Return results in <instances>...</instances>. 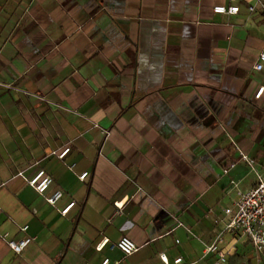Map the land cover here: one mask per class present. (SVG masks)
I'll use <instances>...</instances> for the list:
<instances>
[{
	"label": "crops",
	"instance_id": "1",
	"mask_svg": "<svg viewBox=\"0 0 264 264\" xmlns=\"http://www.w3.org/2000/svg\"><path fill=\"white\" fill-rule=\"evenodd\" d=\"M230 4L0 0V264H215L221 234L226 264H264L226 232L257 182L240 151L264 178V16Z\"/></svg>",
	"mask_w": 264,
	"mask_h": 264
},
{
	"label": "built area",
	"instance_id": "2",
	"mask_svg": "<svg viewBox=\"0 0 264 264\" xmlns=\"http://www.w3.org/2000/svg\"><path fill=\"white\" fill-rule=\"evenodd\" d=\"M247 3V11L250 15L261 14L264 16V0H230L229 6H216L214 8L215 14L234 16L238 15L241 11V3ZM264 68V53L260 54L259 62L255 69L261 71ZM264 92V87L260 88L256 94V98ZM70 148H66L59 154L60 159H64L70 152ZM241 160L245 161L252 171L256 174L257 182L256 185L248 192L239 194L238 200L234 204V208H228L225 210L226 216L229 217V222L226 225V232L236 233L247 239L249 244L252 246L255 253L258 255H264V178L257 169L256 161L250 158L246 153L240 151ZM232 165L231 167H233ZM264 170V168H263ZM228 169L225 173H228ZM89 173H84L80 176L81 180H85ZM29 185L33 187L40 195H45L53 184V179L46 174L44 170L37 172L30 180ZM62 197V192L56 191L47 201L51 205H55ZM75 205L71 203L63 211L62 214L66 215L70 209ZM27 228H24L26 230ZM222 236H218L216 241L209 247H207V253H215L217 260L215 264H226L227 257L226 252L220 249L219 244L222 242ZM30 239H24L20 242L10 241V248L17 254L22 251L30 244ZM118 249L125 256H132L139 248L138 246L128 237H123L117 244ZM160 259L163 264H185L183 258H177L171 263L166 255H161ZM102 264H109V260H105ZM191 264V263H190Z\"/></svg>",
	"mask_w": 264,
	"mask_h": 264
}]
</instances>
